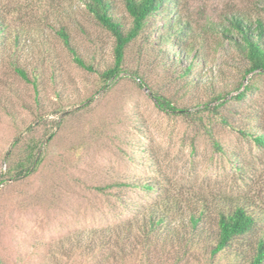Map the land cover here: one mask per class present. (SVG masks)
Segmentation results:
<instances>
[{
  "label": "rangeland",
  "instance_id": "374dc122",
  "mask_svg": "<svg viewBox=\"0 0 264 264\" xmlns=\"http://www.w3.org/2000/svg\"><path fill=\"white\" fill-rule=\"evenodd\" d=\"M110 1L113 16L127 30L131 18L123 0ZM174 1L166 19L186 24L190 42L205 54L200 86L186 84L176 67L169 69L161 60L160 48L175 58L169 49L180 46L154 44L156 33L164 32L155 26L160 14L127 43L122 71L104 83L99 72L113 63L115 38L86 10L84 0H0L12 31L0 49V264H74L65 253L68 243L103 236L104 227L131 216V206L151 205L167 190L205 199L244 196L264 209V150L216 113L235 125L264 127V74L243 76L248 65L229 50L220 32L233 14L264 21V0ZM59 25L94 72L73 61L54 33ZM193 53L181 62L188 64ZM13 60L36 79L35 85L14 72ZM197 74L187 80H197ZM251 77L255 90L236 99ZM149 88L176 110L158 108ZM218 92L224 98L206 110L201 103ZM220 101L217 111L211 110ZM28 139L41 142L42 161L28 176H5L6 168L25 154ZM214 140L225 155L214 148ZM145 181L154 190L135 187ZM182 239L157 245L151 264H208L202 244L191 254L184 252ZM161 248L172 251L170 260L161 258ZM132 253L119 251L112 261L85 264L144 260L139 249ZM230 263L227 257L213 262Z\"/></svg>",
  "mask_w": 264,
  "mask_h": 264
},
{
  "label": "trees",
  "instance_id": "16d2710c",
  "mask_svg": "<svg viewBox=\"0 0 264 264\" xmlns=\"http://www.w3.org/2000/svg\"><path fill=\"white\" fill-rule=\"evenodd\" d=\"M123 2L131 18V25L127 30L113 16L110 0H84L83 2L86 10L103 27L108 29L115 38L113 63L99 72L102 81L105 83L122 71L125 46L140 31L151 28L156 22L154 18L160 14L162 19L155 26H159V29H163L164 32L156 33V39L154 40L159 42L154 44L163 43L168 47L180 46L176 47L175 50L169 49L172 50V54H176L175 58L163 47L160 48L161 60L169 69L176 67L179 70L177 72L179 77L186 79V84L190 82L194 86H200L203 81L200 80L202 71L199 67L205 63V54L190 42L191 35L186 24H181L178 20H173L175 23H170L166 19L169 16L167 8L174 6L175 1L123 0ZM57 12H61V9L56 7ZM8 13L1 5L0 49L5 45L4 41L11 37L10 21L7 19ZM226 20L227 25H223L220 32L229 50H235L248 65L243 72V76L256 73L264 74V21L257 15L250 18L247 15L240 14L230 15ZM172 30L178 33L175 32L174 34L171 32ZM54 33L60 39L63 47L71 53L73 61L78 66L94 72L93 66L86 63L76 52L71 43L70 35L63 25L54 28ZM19 38L20 35L15 33L13 42L16 46H18ZM193 50L194 53L190 62L184 65L181 62L182 58L187 59V53ZM10 64L14 72L22 79L33 83V85L36 84V79L29 78L26 70L18 65L15 60L11 61ZM196 73H198L197 80L193 81V78L187 80V77ZM138 78L140 81L143 80L141 77ZM144 85H146L145 82ZM204 85L207 84L204 83ZM256 87L257 85L253 83L252 77L247 78L243 89L238 91L234 97L240 100L246 96V93L253 92ZM148 90L151 92L157 107L162 111L174 112L176 110V107L167 98L153 92L150 88ZM236 90H238V87ZM224 96L223 93H214L201 104L208 110L210 104L222 100ZM223 102L220 101L218 104L211 106V110L217 111V108ZM1 103L3 104L2 101ZM181 110L184 112L183 109ZM198 111H202V109ZM216 113L231 130L237 132L243 138L253 141L257 147L264 150L263 126L253 125L246 128L235 125L228 122L226 117L221 116L218 112ZM40 144L41 142L37 140L28 139L25 154L6 168L4 171L5 176H28L32 173L42 161L43 151L40 149ZM213 146L225 155V148L217 140L213 141ZM9 154V152L5 154V159H8ZM227 158H229L228 155ZM135 187H139L146 192L154 190V184L150 181L138 182ZM156 188H159V185ZM157 196L158 201L151 205L137 202V204L131 206V210H134V212L131 211V216L121 222H119V219L112 226L104 227L102 229L104 231L103 236L89 235L68 243L69 250L65 251L67 257L73 258L74 264H80L82 259L86 260L82 263L85 264L87 262L93 263V261H112L115 258V252L119 251H123L126 256H132V252L139 249L145 260L140 261V264H151L153 255L150 254L159 249L156 248L157 245L166 247L173 244L175 239L183 238L182 240L186 241L184 252L192 254L193 250L202 244L204 250L202 255L206 257L208 264H213L218 259L220 262L222 257H227L230 261L233 260L234 263L232 264H264V230H262V225L264 226V209L259 205H255L254 200L252 201L254 203L251 204V200L247 197L223 194L215 195L210 199H205L201 195L184 197L181 192L172 193L169 190L163 194L158 193ZM173 206H176L178 211L175 212ZM138 211H141V215L135 218ZM120 243L121 245H119ZM165 249H160V256L170 260L172 251ZM105 250L107 252L104 254ZM176 263L178 262L176 261Z\"/></svg>",
  "mask_w": 264,
  "mask_h": 264
}]
</instances>
